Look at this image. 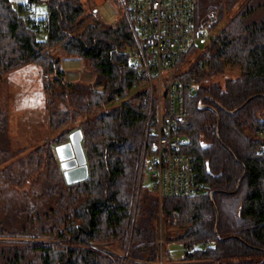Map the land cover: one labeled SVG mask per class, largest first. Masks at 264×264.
I'll return each mask as SVG.
<instances>
[{"label":"trees","instance_id":"16d2710c","mask_svg":"<svg viewBox=\"0 0 264 264\" xmlns=\"http://www.w3.org/2000/svg\"><path fill=\"white\" fill-rule=\"evenodd\" d=\"M41 1L46 15L28 17ZM112 1L118 16L107 23L87 0H0V76L62 86L49 125L76 123L49 142L13 148L0 107V264H167L174 259L165 244L159 249V215L184 227L173 239L183 243L182 263L264 264V0H199V26L218 30L185 60L181 76L194 90L181 131L206 189L161 202L154 190L139 189L133 220L148 94L133 86L143 75L130 65L132 36ZM55 46L84 59L92 79H64L49 50ZM31 95L26 105L37 106L41 91ZM76 128L88 176L66 183L55 145Z\"/></svg>","mask_w":264,"mask_h":264},{"label":"built area","instance_id":"2783aa9c","mask_svg":"<svg viewBox=\"0 0 264 264\" xmlns=\"http://www.w3.org/2000/svg\"><path fill=\"white\" fill-rule=\"evenodd\" d=\"M103 1L87 0L95 6ZM119 2L132 36L130 65L143 75L133 86L143 87L148 94L138 153V187L145 172L159 202L163 197L201 193L206 184L199 178L195 156L185 151L187 138L181 131L188 113L186 97L194 90L181 72L190 49L198 39L203 41L199 0Z\"/></svg>","mask_w":264,"mask_h":264},{"label":"rangeland","instance_id":"374dc122","mask_svg":"<svg viewBox=\"0 0 264 264\" xmlns=\"http://www.w3.org/2000/svg\"><path fill=\"white\" fill-rule=\"evenodd\" d=\"M11 2L15 5L20 2H26V0H11ZM86 5V7L92 12L95 18L107 23H113L118 16V8L112 0H105L103 1V3L97 6H95L94 4H89L88 2ZM93 10H95V12H93ZM45 12L46 3L45 1H41L35 5H31L30 8H28L27 16L39 18L40 16L44 15ZM199 22L200 21L198 14V25H200ZM210 22L211 19H209L205 24L207 25ZM217 30V28L212 30L208 28H202L203 41L200 42L199 39L197 40V50L204 51L207 46H209L210 41L216 34ZM41 36H43V34H41ZM38 37L40 38V36ZM49 50L53 56L60 59V65L65 71L64 79L68 81H89L90 79H92L93 74L88 68L84 59L64 53L61 50L60 46H55L53 48H50ZM195 54L196 53H194L193 55ZM189 57L186 59V62ZM236 72L237 70L234 69L232 71V74L234 75ZM216 78L222 80L223 76H217L215 77V79ZM61 89L62 86L59 85H55V87L50 89H42L39 80H27L17 73L2 74L0 76V107L6 110L7 117L9 118L7 128L11 147L16 148L22 146L25 148H33L36 145L42 144L44 142H49L50 139L55 136L58 130L64 128L67 129L68 126L76 124L75 122H71L67 125L59 127L55 131L52 130L49 125L50 107L62 106V101L57 97V92ZM36 90L41 91L42 100H40L37 106L26 105L27 100H30L32 96L31 94ZM135 90L136 88L132 89V92ZM35 96L36 95H33L32 97L35 98ZM120 100L121 98H117L113 101L106 102L105 106L107 108L115 106L119 103ZM134 185L131 220H133L134 217L135 206L139 196V189L146 192L153 191V189L151 188V180L149 178V175L145 172L143 173L141 182L138 187L137 169L136 181L134 182ZM24 186L27 188L28 184H24ZM183 229L184 227L179 225H165L163 222V217H161V215L158 216L157 230L158 241L160 240V242H158L159 249H163L165 244L174 259V261L167 264H194L191 262L177 263L183 253V243L181 241L173 239L179 233H181ZM123 264H127L126 259L124 260Z\"/></svg>","mask_w":264,"mask_h":264},{"label":"water","instance_id":"95a60500","mask_svg":"<svg viewBox=\"0 0 264 264\" xmlns=\"http://www.w3.org/2000/svg\"><path fill=\"white\" fill-rule=\"evenodd\" d=\"M200 106H204V104H200ZM81 138L82 132L80 128H76L69 132L67 141L55 145V151L66 183L80 181L88 176V167Z\"/></svg>","mask_w":264,"mask_h":264},{"label":"crops","instance_id":"0c3cea01","mask_svg":"<svg viewBox=\"0 0 264 264\" xmlns=\"http://www.w3.org/2000/svg\"><path fill=\"white\" fill-rule=\"evenodd\" d=\"M45 15H46V12L44 13V15H42V16H40V17H44ZM37 18H38V17H37ZM41 34H43V36H41ZM44 35H45L44 32H40V33H38V36H40V38H43ZM177 263H181V261L179 260V261H177Z\"/></svg>","mask_w":264,"mask_h":264}]
</instances>
